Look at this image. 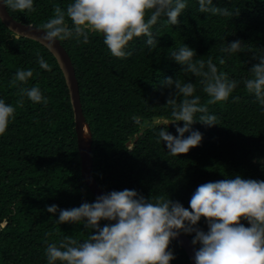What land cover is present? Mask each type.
<instances>
[{
    "label": "trees",
    "instance_id": "1",
    "mask_svg": "<svg viewBox=\"0 0 264 264\" xmlns=\"http://www.w3.org/2000/svg\"><path fill=\"white\" fill-rule=\"evenodd\" d=\"M71 2L33 0V12L7 9L15 20L40 28L54 16L55 6L66 12ZM213 6L239 9V15L201 13L198 0H187L178 25L161 17L153 26L156 47L149 49L147 37L134 38L125 49L132 52L127 58L114 57L99 33H90L87 44L75 38L61 41L74 64L93 134V174L105 193L136 190L146 199L164 196L188 208L204 183L236 175L264 180V107L243 84L258 62L253 56L264 55V0H213ZM66 23L72 26L67 16ZM14 35L0 20V99L16 107L19 89L38 85L48 103L37 104L25 96L23 107H16L15 118L0 136V225L7 222L0 227V264H47L49 243L59 244L65 237L83 242L92 229L84 228L82 221L59 224V213L53 215L46 208L71 209L96 197L81 173L73 108L57 60L40 43ZM236 40L246 44L243 51H222ZM184 44L195 50L194 60L207 62L211 57L238 86L227 102L208 105L209 113L218 117L217 125H203L196 115L192 129L202 134L201 144L187 154L171 155L158 132L166 127L178 135L174 124L178 122L166 106L175 89L162 82L168 77L192 82L201 103L208 99L199 78L171 59V51ZM37 52L51 71L39 66ZM17 70H32L33 77L10 87ZM235 97L238 102H233ZM155 117L170 124H156ZM129 141L134 142L132 148ZM107 223L102 220L100 225ZM197 227L208 230L204 218ZM169 250L175 256L171 264H192L177 241Z\"/></svg>",
    "mask_w": 264,
    "mask_h": 264
},
{
    "label": "clouds",
    "instance_id": "2",
    "mask_svg": "<svg viewBox=\"0 0 264 264\" xmlns=\"http://www.w3.org/2000/svg\"><path fill=\"white\" fill-rule=\"evenodd\" d=\"M198 3L201 13L239 15V9L230 11L213 6V0H198ZM0 5L13 11H35L33 0H0ZM186 7L187 0H72L66 12L55 6L54 16L38 31L45 33L40 39L51 52L55 50L56 41L75 38L77 43L82 39L87 44L90 33H99L114 57L127 58L132 55L125 50L130 41L147 37L149 49L156 47L158 41L153 35V26L161 17H166L169 24L178 25V18ZM66 16L71 27L66 23ZM19 38L15 33L14 39ZM245 47L243 41L236 40L222 51L237 53ZM36 55L39 66L51 71L43 57L38 52ZM195 56V50L185 44L171 51V59L182 65L183 71L199 78L208 96L206 103L202 104L201 97L195 95L196 85L192 82L171 77L162 82V86L175 89L166 106L171 107V116L178 122L174 123L178 135H172L166 127L158 132L171 155L187 154L201 144L202 134L192 129L196 115L200 114L199 121L203 125H217L218 117L209 113L208 105L227 102L238 86L237 81L218 70L211 57L205 62L202 58L194 60ZM253 59L258 62L243 84L264 107V55L253 56ZM224 62L219 60L220 64ZM32 77V70H17L9 86L25 84ZM18 96L16 107H23L25 96L37 104L46 106L48 103L38 85L21 87ZM179 97L183 99L178 102ZM238 101L239 97L233 99V102ZM16 107L0 99V136L15 118ZM179 122H183V127ZM46 211L53 215L58 212L59 224L82 221L84 228L92 229L83 242L65 237L59 244L49 243L45 252L47 264L58 261L61 264H171L175 256L169 250L170 245L181 234L193 236L195 264H264V180L236 175L204 183L191 196L188 208L164 196L146 199L136 190L124 189L104 193L94 202L85 201L79 207L59 209L51 205ZM201 218L207 223L206 232L197 227ZM102 220L109 223L101 227ZM242 221H247L249 226Z\"/></svg>",
    "mask_w": 264,
    "mask_h": 264
},
{
    "label": "water",
    "instance_id": "3",
    "mask_svg": "<svg viewBox=\"0 0 264 264\" xmlns=\"http://www.w3.org/2000/svg\"><path fill=\"white\" fill-rule=\"evenodd\" d=\"M0 20L12 33H17L20 38H27L36 41L46 47L45 43H43L40 39L43 35H45V33L39 32V27H36L32 24H24L15 20L10 15L8 9L4 8L2 5H0ZM54 49V52L50 51V53L55 57L56 60L58 58L60 61L59 62L57 60L60 69L65 77L66 85L70 94V100L74 113L78 150L81 158V173L89 189L91 190L93 195L97 197L104 194L105 192L101 189L93 174V134L90 125L84 115L80 96V87L76 76L75 67L61 41L55 42ZM153 121L154 123L160 124L161 126H164L167 123L166 121L161 122V120L157 117H155ZM136 140H138V137H136ZM133 145L134 142L132 141H129L127 143L128 147ZM2 225L3 227H5L7 225V222L3 223ZM175 241H177L186 251L191 263L195 264V248L191 244V239L188 236L181 234L177 239H175Z\"/></svg>",
    "mask_w": 264,
    "mask_h": 264
},
{
    "label": "rangeland",
    "instance_id": "4",
    "mask_svg": "<svg viewBox=\"0 0 264 264\" xmlns=\"http://www.w3.org/2000/svg\"><path fill=\"white\" fill-rule=\"evenodd\" d=\"M161 122H165V121H161ZM167 122V121H166ZM167 125L169 124V122L166 123ZM133 146H130L129 148H132Z\"/></svg>",
    "mask_w": 264,
    "mask_h": 264
}]
</instances>
